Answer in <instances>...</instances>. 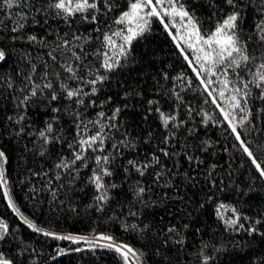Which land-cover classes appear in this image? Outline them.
<instances>
[{
	"label": "trees",
	"instance_id": "obj_1",
	"mask_svg": "<svg viewBox=\"0 0 264 264\" xmlns=\"http://www.w3.org/2000/svg\"><path fill=\"white\" fill-rule=\"evenodd\" d=\"M111 2L113 11L101 17L100 26L105 30L109 26L113 30L120 27L114 25L113 20L128 9L131 0ZM182 2L199 20L203 30L214 28L221 18L220 13L211 6L212 0ZM215 3L221 8L225 7L223 0H215ZM22 4L23 7L14 5L8 8L0 0V48L8 53L7 62L0 67V149L8 157L7 163L2 165L8 182L7 190L20 214L38 227L57 235L73 233L75 235L72 236L91 238L97 233L110 234L117 242H125L142 251L144 264H204V256L211 257L208 264H264V180L259 178L223 122L222 114L200 86L193 67L181 55L180 47L172 38L176 30L172 29L170 34L159 19L152 18L148 30L133 41L121 67L114 73H107L106 81L98 86V95L90 98L96 100V106L82 109L86 113L85 119L93 120L100 111L111 115L112 109L121 107L117 121L121 127L110 134L115 136V140L135 142L134 149H121L123 158H117L114 175L105 179L106 183H114L118 187L111 189V200L104 205L103 211H98L95 189L87 181L91 167H94L91 161L89 168L79 169L78 179L70 181L64 173L54 168L61 155L70 156L66 144H49L46 155L43 158L40 156L38 131L48 121L53 122L56 135L71 142L74 135L71 113L76 110L75 105L63 96L48 103L50 90H45L42 95L38 93L37 97L32 98L34 102H29L23 110L16 107L21 98L20 90L26 87L23 74L30 71L28 61L37 66L35 83H47L42 79L47 71L48 79L54 82L59 95L55 74L63 73L60 65L71 62V58L66 56L61 59L57 56L59 64L53 65L47 53L57 45L58 37L73 32L82 36L91 35L93 39L86 45V50L94 53L100 46L95 39L97 33L92 31L95 26L82 22L78 16L70 24L55 15L45 21L43 15L28 12L26 0H22ZM25 12H28L25 28L14 43L10 28ZM257 19L256 14L248 9L241 24V39L247 40L254 35L252 29ZM165 22L169 21L166 19ZM30 35H35L37 40L29 42L27 37ZM116 39L119 42V38ZM249 51L258 58L257 63L264 56V48H257L252 41L249 42ZM88 59L99 67L94 55ZM101 74H104L103 71ZM9 82L12 83L11 88L8 87ZM60 82L78 86L66 75ZM210 89L218 91L219 84L210 85ZM125 93L128 95L125 96ZM258 95L259 90L253 88L248 104L252 110L251 124L240 129L250 145L264 144V101L256 99ZM177 96L180 97L179 101ZM108 97L112 98V102L104 103L101 107V102L107 101ZM149 100L154 103L149 105ZM223 106L227 108V105ZM157 107L165 113L175 114L177 122L184 121L180 129H174L176 137L171 140L169 151L183 153L185 144L199 145V151L193 148L188 154H194L202 163L189 164L183 154L166 158L158 151L164 147L162 141L166 136H171V132L161 125L159 114L154 110ZM54 108L61 111L54 112ZM149 108L153 110L149 112ZM204 113L213 117L208 124L203 123ZM19 115L25 116L21 125L28 134L23 136L16 134L21 125L6 119L7 116L15 119ZM53 117L56 118L54 121ZM189 129L192 130L191 134ZM108 147L111 151L110 145ZM153 153L160 156L162 167L153 162L143 177L135 171H123L121 165H125L128 159L146 163L153 160ZM259 159L264 161V153L260 154ZM174 164L176 167H173ZM168 170L175 175H166L169 183L165 184L162 179L158 186L154 182L155 174ZM57 173L62 177L60 181L55 180ZM185 173L195 177V180L185 179ZM211 180L216 181L215 187L211 185ZM137 182L148 189L143 197L147 206L134 198L133 186ZM221 205L224 207L221 208ZM232 208L239 210V224L244 225L243 229L237 230V226L229 227L225 223L233 215ZM130 212L136 215H129ZM0 219L6 221L10 229L6 237L0 240V252L13 264H123L120 256L111 249L93 247L87 241L77 243L56 239L28 228L9 207L2 188ZM257 220L259 224L255 223ZM133 224L138 226L135 231L130 227L126 231L123 227ZM144 225L149 228L139 231L144 229ZM172 226L178 229V233L167 232ZM252 226L257 228L255 233L247 231ZM180 236L184 238L183 245L171 242ZM164 240H169L166 246H162ZM77 248L81 250L75 251Z\"/></svg>",
	"mask_w": 264,
	"mask_h": 264
},
{
	"label": "snow or ice",
	"instance_id": "obj_2",
	"mask_svg": "<svg viewBox=\"0 0 264 264\" xmlns=\"http://www.w3.org/2000/svg\"><path fill=\"white\" fill-rule=\"evenodd\" d=\"M2 3L8 8H12L14 5L23 7L22 0H2ZM26 3L28 4V12L43 15L45 21L49 16L55 15L63 20L64 23L70 24L72 19L78 16L82 22L95 26L92 31L97 33L95 39L100 42V46L96 48L94 53H89L86 50V45L89 44L93 37L91 35L82 36L78 32L64 33L62 37H58L59 42L57 45L47 53L53 65L59 64L57 56H60L61 59L66 56L71 58V62L60 65L64 70L63 73L55 74V81L59 83V95L54 87V82L48 79L47 71L43 74L42 79L48 82L44 84L35 83L37 66L35 63L28 61L30 71L23 74V82L26 87L20 90L21 98L18 100L16 107L23 110L29 102H34L32 98L37 97L38 93L42 95L45 90H50L48 103L57 101L60 96H63L75 105L76 110L71 113L74 127V135L71 142L56 135L53 122L48 121L45 123L44 128L38 131V139L41 141L40 156L43 158L46 155L49 144L54 142L66 144L70 156L61 155L54 164V168L64 173L70 181L79 178V169L81 167L87 169L94 165V167H91V173L87 181L95 189L96 195L94 199L99 205L98 211H103L104 205L111 200V189L118 187L114 183H106L105 179L114 175L113 168L117 158H123L121 149H134L135 142L131 140H115V136L110 134L121 127L117 122L122 112L121 107L112 109L111 115L100 111L96 113V118L93 120H86V113L82 109L96 106V100L90 98L98 95L100 91L98 86L103 85L106 81V74L114 73L121 67L122 62L127 59L131 51L133 41L148 30L152 18L159 19L170 34L172 29L176 30V34L172 35V38L177 43V46L180 47L181 55L186 63L193 67L200 86L208 95L211 103L222 114L223 122L230 129L231 134L253 165L259 178L264 180V161L259 159L260 154L264 153V144L250 145L240 131V129H244L251 124L252 110L248 104L253 88L259 90V95L256 99L264 101V56L260 57L259 63H257L258 58L249 51L250 41L255 42L257 48H264V0H247V2L245 0H223L224 8L219 7L216 5L215 0H212L211 6L216 12L220 13L221 18L216 21L215 27L210 30L202 29L199 20L185 7L182 0H131L128 9L121 12L113 20L114 25L120 26L117 30H113L111 26L105 30L100 26L101 17L113 11L111 0H26ZM225 8L227 9L226 11ZM248 9L254 12L258 19L253 25L252 31L254 35L249 36L247 40H243L241 39V24L246 18ZM28 12L22 13L17 23L10 28V32L14 34L12 36L14 43L19 38V33L25 28L24 21L28 19ZM166 19L169 22L166 23ZM177 21L179 22V27H177ZM104 23L107 24V21ZM116 38H119V42ZM27 40L34 42L37 37L30 35ZM181 44L184 46H181ZM90 55H94L95 59L99 61V67H95L92 61L88 59ZM7 58L8 53L4 48H0V67L7 62ZM102 71L104 74H101ZM65 75L67 79L77 82L78 86L72 87L68 83L60 82ZM213 77L216 79H213ZM167 78L165 74V79ZM212 84H219L218 91L210 89ZM8 87H12L11 82L8 83ZM86 88L88 89L87 91L85 90ZM127 95L128 93H125V96ZM86 98H88L87 102ZM177 100H180L179 96H177ZM111 102L112 98L108 97L107 101L101 102V107L104 103ZM148 103L152 105L154 101L149 100ZM223 105H227V108ZM124 107L127 108V105ZM152 110V108H149V112ZM154 110L159 114L161 125L171 132V136H166L162 141L164 147L159 148L158 151L166 158L171 159L174 156L183 154L184 159L189 164L202 163L194 154H188L193 148L199 151V145L189 146L185 144L183 153L169 151L168 146L171 140L176 137L174 129H180L184 121L177 122L175 114L165 113L158 107ZM52 111L60 112L61 109L54 108ZM203 117L204 124H208L213 120V117L207 113H204ZM6 119L16 125H21V122L25 120V116L19 115L15 119L13 116H7ZM55 119L53 117V121ZM90 129H94V131H90ZM188 131L191 134L192 130L189 129ZM16 134L23 136L28 133L21 125L18 127ZM109 145L111 151H109ZM7 161L6 152L0 149V188L4 190V196L9 207L20 216L28 228L45 236H53L56 239L71 240L77 243L87 241L93 247L111 249L120 256L123 264H144V253L142 251L134 249L125 242H117L114 236L110 234L97 233L91 238L82 235H57L54 232L38 227L35 222L21 215L7 190L8 182L2 166ZM89 161H91V165ZM153 162L156 166L162 167L160 156L155 153H153L152 161L144 163L137 159H128L126 164L121 165V167L125 173L135 171L139 176L143 177L146 171L152 167ZM173 167H176V165L174 164ZM33 175H40V173H33ZM44 175L47 176V172ZM166 175L172 176L175 173L170 170L157 172L154 182L159 186L160 181L164 179L165 184H168L169 181L165 179ZM61 178L60 173H57L55 180L60 181ZM185 179L192 181L195 180V177L185 173ZM210 183L215 187V180H211ZM49 184H51V181H49ZM147 191L148 189L139 182L133 186L134 198L144 206H147V202L143 199ZM53 195H55V190H53ZM220 207L223 208L224 206L221 205ZM231 212L233 215L225 223L229 227L237 226V230L243 229L244 225L239 224L241 219L239 210L232 208ZM217 214L218 216L220 215L219 212ZM129 215L135 216L136 213L130 212ZM243 219L249 218L243 217ZM255 223L259 224L260 221L257 220ZM123 227L126 231L129 227L134 231L138 229L135 224L124 225ZM184 227H187V225ZM148 228V225H144V229L139 231L143 232ZM9 231L8 223L0 219V240H3ZM247 231L255 233L257 228L252 226ZM167 232L176 234L178 229L172 226L167 229ZM171 242L176 245H183L184 238L180 236L177 239H172ZM168 243L169 240H164L162 246H166ZM204 247H207V245H204ZM80 250L79 248L75 249V251ZM201 251H203V248ZM210 259L211 257L204 256V264H208ZM0 264H13V261L0 252Z\"/></svg>",
	"mask_w": 264,
	"mask_h": 264
},
{
	"label": "rangeland",
	"instance_id": "obj_3",
	"mask_svg": "<svg viewBox=\"0 0 264 264\" xmlns=\"http://www.w3.org/2000/svg\"><path fill=\"white\" fill-rule=\"evenodd\" d=\"M72 235H75V234H73V233H71Z\"/></svg>",
	"mask_w": 264,
	"mask_h": 264
}]
</instances>
